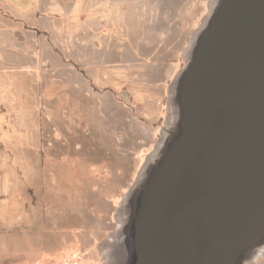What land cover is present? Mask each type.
Listing matches in <instances>:
<instances>
[{
    "label": "rangeland",
    "instance_id": "obj_1",
    "mask_svg": "<svg viewBox=\"0 0 264 264\" xmlns=\"http://www.w3.org/2000/svg\"><path fill=\"white\" fill-rule=\"evenodd\" d=\"M249 3L0 0V264H175L195 213L203 264H264V192L239 188L264 178V40H218ZM243 50L203 128L212 57Z\"/></svg>",
    "mask_w": 264,
    "mask_h": 264
},
{
    "label": "water",
    "instance_id": "obj_2",
    "mask_svg": "<svg viewBox=\"0 0 264 264\" xmlns=\"http://www.w3.org/2000/svg\"><path fill=\"white\" fill-rule=\"evenodd\" d=\"M248 2H250L249 4L251 7V15H250L251 19L248 21V26L250 25L249 27H251V32L250 33L245 32L244 30L240 31V30H237L236 26H233V30L229 33H226L225 32L226 30H222L223 32L218 31V33H219V35H218L219 39L218 40L221 41L223 39H227L226 40L227 42H232V41H234L235 38H239L238 41H240V40H242L241 38H248V37H263V40H264V0H248ZM256 8H257V11H259L258 16L254 15ZM226 41H225V43H226ZM228 45H230V44H227L226 46H228ZM220 53H221L220 51H216V53L212 57V61L210 62V67H209L207 77H206L207 80L204 82V88H203L204 92L202 91V96H203V100H204L203 105H205L204 109H203V113H202L203 128H204V126L206 127L205 122H209L208 118L211 117L210 112H212L213 110H215L214 111L215 115H219L220 113H222V114H220V118L226 119L225 115H224V111L227 108V105L225 104L223 109H220L217 106H213V105H216L218 101H220V104L222 105V103H223V96H221L222 92L227 96L229 95L230 97L233 94H235L234 88L230 87L229 84L225 82V80H227L230 77H236V74H240L243 72L249 73V71L251 70L249 68V67H251L249 64L254 65L253 61H251V60L246 61L245 56L248 54L245 50L240 51V52L235 51L231 54V56H228L227 58L223 55V53H221V54ZM224 64L232 65V66L245 64V66L244 67L241 66V67H243V70H241V71L235 70V71L225 72L226 74L224 73V75H226V77L223 76V80H221V74L223 73V71L226 70V69L224 70V68H223ZM254 70H256V69H254ZM256 74L264 75V72L258 71V73H256ZM197 83H198V81H197ZM209 83H210V86H209ZM209 105L212 106V111L209 110ZM221 110H223V111H221ZM214 133L215 132L209 133L208 137L212 136ZM204 137L206 138L207 136L205 134H202L201 144H202V140ZM198 152L199 151H197V154H198ZM192 157H195V156H192ZM192 157L190 158V162L193 164ZM259 167H260V165H259ZM191 175L194 176L193 180H191L193 185H194V188H193L194 193H192V195L196 197L197 193L201 194V192H202V194H203V191L197 190L198 186L195 187V184L197 185V183H198L197 178H200V181L202 180L201 176H203V175H201L200 172H198V171L196 172L195 169H192L190 174H188L187 170L183 174V171L182 172L180 171V175H178L179 177L176 180L177 183L176 182L175 183H176V187L179 190H181V189L184 190V183H185V178H186L185 176L189 177ZM246 176H247V178L251 177L249 179V181L250 180L252 181L253 177H255V175L250 176L249 171H247ZM255 180L257 181V176L255 177L254 181ZM249 181H248V183H244L242 186L240 185L239 188L243 189V186H244L245 189L243 192L245 195L242 197L245 199L244 200L245 202H248L251 205V203H252L251 201L254 198L255 194L258 193L260 190H264V178L259 179L257 181V184H263L262 186H259L260 187L259 189L256 188V186H255L256 184L250 183L251 186H249L250 185ZM251 187H253L254 189H252ZM201 189H202V186L200 187V190ZM242 189H241V192H242ZM174 191L176 192V189ZM234 191L236 192V190H234ZM180 195H181V193H180ZM194 203L196 204V206H198V203L202 204V202L200 200L196 201L195 199H194ZM193 216H194V218L193 217L184 218V221H183V223H185L184 227L182 229H179V231H178V233H179L178 239L180 241H182V245L179 247L178 251L175 253L176 256L175 255L173 256V260H174L175 264H181V261L179 259H177V257H180V255H181L180 258H182L183 261H189V262L191 261L193 264H203L202 257L197 256V252L193 253V254H196L197 259H195L193 254H191L193 251L196 250V248L193 249V247H192V246H194L193 241L195 240L193 238L195 237L196 234L199 235V232L194 231L193 227H194L196 222L197 223H199V221L201 222V218H202L201 216H203V215H199V214L195 213ZM170 223H172L171 220H170ZM192 223H194V224H192ZM174 224L177 225L176 219L174 221ZM189 232H191V233H189ZM165 234H167V237L169 238V242H170V239H171V237H173V234L170 233L169 231H168V233H165ZM198 235H196V238L198 237ZM175 238H176V235H175ZM190 254H191V258H188ZM178 260L180 262H178Z\"/></svg>",
    "mask_w": 264,
    "mask_h": 264
},
{
    "label": "bare ground",
    "instance_id": "obj_3",
    "mask_svg": "<svg viewBox=\"0 0 264 264\" xmlns=\"http://www.w3.org/2000/svg\"><path fill=\"white\" fill-rule=\"evenodd\" d=\"M263 192H264V190H260L258 194H261ZM261 201H263V200L256 201L255 204L252 206V212L253 213L261 212L264 210V208L262 210V204L263 203ZM263 207H264V205H263Z\"/></svg>",
    "mask_w": 264,
    "mask_h": 264
},
{
    "label": "trees",
    "instance_id": "obj_4",
    "mask_svg": "<svg viewBox=\"0 0 264 264\" xmlns=\"http://www.w3.org/2000/svg\"><path fill=\"white\" fill-rule=\"evenodd\" d=\"M1 116H2V118H1V120H0V123H1V124H5V122H6V121H5V117H6V116H5V114L0 115V117H1Z\"/></svg>",
    "mask_w": 264,
    "mask_h": 264
}]
</instances>
